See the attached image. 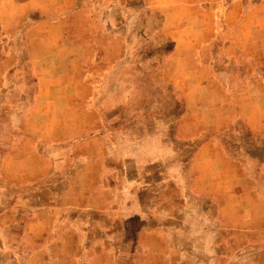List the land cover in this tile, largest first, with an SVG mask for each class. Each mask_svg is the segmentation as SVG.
Masks as SVG:
<instances>
[{"label": "rangeland", "instance_id": "1", "mask_svg": "<svg viewBox=\"0 0 264 264\" xmlns=\"http://www.w3.org/2000/svg\"><path fill=\"white\" fill-rule=\"evenodd\" d=\"M243 3L239 31L247 34L250 28L263 37L264 1ZM157 4L152 0H0V264H8L11 257L16 264H39L38 257L30 258L40 254L76 256L77 264H87L89 255L99 251L97 238L107 235L117 241L112 250L116 264H144L150 258L159 239L151 232L159 223L154 209L159 201L164 205L170 201L165 194L159 197L150 182L140 184L143 190L137 200L133 187L139 184L137 174L154 168L119 164L145 149L150 148L152 155V147L134 139L137 121L153 119L156 128L161 122L168 127L174 117L165 119L162 112H182L181 94L165 77V58L173 41L162 31L164 18ZM228 41L203 40L202 46L210 49L211 74L214 79L226 76L239 87L235 91L240 97L247 93V81L255 79L258 83L247 94L255 95L256 117L249 118L251 112L245 109L217 124L224 129L187 144L172 142L169 134L165 137L175 144L173 153L186 160L201 142L214 138L230 158L245 165L251 179L239 186L230 184L231 191L225 185L223 199H195L197 189L191 187L192 192L182 198L183 207L191 211L162 215L161 222L186 218L219 225L218 211L224 203V243L218 246L223 264H264V245L241 247L237 236L242 228L264 223V43L249 44L255 47L254 63L243 53L229 58L223 52ZM246 44L247 37L240 35L235 48ZM246 100L239 107H250L252 102ZM193 122L198 129L206 119ZM73 146H80L79 151L73 152ZM40 157L46 159L41 166ZM86 158L102 159L103 168H85ZM109 162L119 166L111 167ZM88 169L91 182L84 177L71 181ZM124 175L130 182L123 181ZM186 175L193 179L194 167L187 168ZM105 200L113 213L97 210ZM138 201L144 209L142 219L130 213ZM88 204L91 209L83 208ZM198 207L202 213L198 214ZM44 219L56 225L41 233V240L37 237L42 227H35L34 221ZM71 223L76 232L72 228L63 233ZM141 227L145 231L137 248L136 231ZM122 239H127L126 247L119 242ZM220 239L218 234V243ZM238 255L242 258L237 260Z\"/></svg>", "mask_w": 264, "mask_h": 264}, {"label": "crops", "instance_id": "2", "mask_svg": "<svg viewBox=\"0 0 264 264\" xmlns=\"http://www.w3.org/2000/svg\"><path fill=\"white\" fill-rule=\"evenodd\" d=\"M152 1L158 3L157 5L160 7L159 11L163 14L162 31H165L167 37H170L173 41L168 58H165V72L167 71L165 77L169 78L167 79V83L173 85L181 94L179 97L183 106L181 113H173V111H168L169 113L162 112L161 117L165 119L169 120L174 117L173 121L169 122L168 127L165 123L161 122L162 126L156 128L153 119L151 122L149 120L137 121V128L133 132L134 139H141L146 146L152 147V155L149 152L150 148L148 150L145 149L143 150L145 152L140 151L136 157L129 155L128 158H123L119 164L125 167L136 165V167L143 166L147 168L151 166L154 168L151 172H144L145 175H142V173L137 174L136 179L139 181V184L136 183L133 186L137 193V200L141 199L140 192L143 190V186L140 187V184L150 182L153 184V190L157 189L159 197L160 194H165L170 201L168 205H164L159 201L160 203L154 209L155 214L159 216V223L157 227L151 229V232L154 236H158L159 239L152 246L150 258L145 259L144 264H223V255L221 254L222 252L218 253V246L222 247L224 243V203L220 205L218 211L221 218L219 225L207 224L205 222H191L190 220H186V218L182 222L176 223V221L169 220L168 223H165L161 222V219H163L162 215H183L186 213V210L191 211V208L183 207L182 201L183 199L185 200L187 194L192 192L191 187L197 189L195 199H207L211 196L223 199L225 197V185L233 184L234 186H239V184L248 182L251 179L248 170L245 165L230 158L227 151L214 138L206 139L203 143L201 142L195 148L193 157L192 152H190L187 160L181 154L178 156V154L173 153V148H175L173 145L175 144L172 142L187 144L186 141L212 133L211 131L222 130L224 129V125L217 127V124L229 121L233 114L240 113L241 111L244 112L245 109L251 112L249 118L256 117L255 95L254 93L250 95L247 93H251L258 82L255 79H249L246 83L247 93L240 97L239 93L235 91L239 87L236 84H232V81L226 76L217 75L219 77L214 79L213 74H211L212 69L209 67L212 63V59L208 57L210 49L202 46V43L203 40L210 38L227 39L229 41L226 43L227 45H223V52L225 51V54L229 58L237 57L243 53L248 59L252 57L251 60L255 63L257 61L256 55L252 56L256 54V51L253 52L255 47H251L252 45L249 44L253 43L254 46L257 44L259 46L262 45L264 43V35L263 37H257L256 34L259 32L251 31L250 28L246 32L247 34L239 31L238 28L242 16L240 15V11L243 8V0H202L203 2L201 0ZM160 3L164 6H161ZM24 4L27 5L28 3L25 1ZM200 8H202L201 14H199ZM215 24L218 27L216 30L213 28ZM240 35L247 37L248 44L242 48H235V43H237ZM256 39H259V42L255 41ZM257 54H260V52ZM245 95L247 97H244ZM245 100L251 101V106L249 105L250 107L247 108L244 106L239 107L240 103L243 104ZM200 109L204 110L201 111ZM199 111L201 112L199 113ZM206 111L207 114H205ZM237 117L243 116L239 114ZM197 118L206 119V122L202 123L201 128L198 129L192 127L195 124L193 120ZM209 124H212V126H209ZM168 134L172 137L170 138L172 142H169V138L165 137H168ZM179 139L182 140L179 141ZM75 147L73 146L72 151H79L80 146ZM88 147H92V145L88 144ZM168 151L170 152L167 153ZM175 155L176 157H174ZM40 158L41 166L42 162L46 159ZM84 163L85 168L104 166L102 159L93 160L92 158H88L87 160L86 158ZM107 165L115 167L118 164L116 162H109ZM193 167L195 175L193 179H190L191 177L188 178L186 175L187 168ZM165 168H169L168 171ZM85 174H76L72 176L71 181H80V177H84L85 182L86 180L87 182H91L93 179L90 169ZM123 179H125L123 180L125 182H130L126 175L123 176ZM125 184L127 186L130 185L129 183ZM232 188L230 185L228 190L231 191L230 189ZM235 196L245 197V195ZM101 199L104 200V198ZM104 202L105 204L97 208V210L109 214L113 213L110 209L111 207L109 208L106 205V200ZM84 204L86 203L84 202L82 205ZM95 205L97 206L98 202ZM83 208L91 209V204ZM125 208L128 209V206L123 205V209ZM130 213L142 219L141 214L144 213V209L141 201L137 202L136 209H130ZM199 213H202L201 207H198ZM58 216L60 217L61 214L59 213ZM55 220L59 221V218H55ZM34 223H36L34 224L35 227H42L38 231L39 234L45 233L49 228H54L56 225V222L50 223L47 219L42 221L37 220ZM75 227L71 223L67 225L63 233L72 228L76 232ZM231 229L236 230L238 228ZM242 229L241 233L237 235L239 238L238 246L264 245V223L260 224V227L253 226ZM142 231H145L144 227L136 231L137 248L140 247L139 238L143 235ZM218 234L221 236L219 243L217 241ZM42 237L43 235L41 234L37 239L42 240ZM240 237L242 240H240ZM59 240L60 238H57L56 241ZM96 242L99 244V251L98 253L89 255L87 264H116V256L112 254L115 242L117 243L116 239H109L107 235V237L97 238ZM119 242L123 243L124 247L128 243L127 239H122ZM47 245L45 246L46 250ZM39 250L42 251V248ZM36 257L39 259V264L79 263L76 256H49L40 254L38 256L33 255L30 259H36ZM136 257L137 260L140 258L138 255ZM240 257L238 255L236 259L238 260ZM49 258H53L54 261H48ZM16 262L15 258L11 257L8 264H16ZM24 263L27 264V262Z\"/></svg>", "mask_w": 264, "mask_h": 264}]
</instances>
